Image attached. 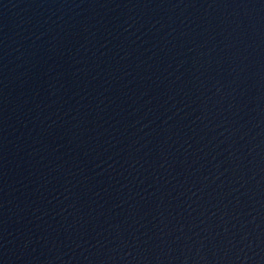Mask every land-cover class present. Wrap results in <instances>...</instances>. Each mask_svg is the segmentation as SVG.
I'll return each mask as SVG.
<instances>
[{"label":"water","instance_id":"1","mask_svg":"<svg viewBox=\"0 0 264 264\" xmlns=\"http://www.w3.org/2000/svg\"><path fill=\"white\" fill-rule=\"evenodd\" d=\"M0 264H264V0H0Z\"/></svg>","mask_w":264,"mask_h":264}]
</instances>
